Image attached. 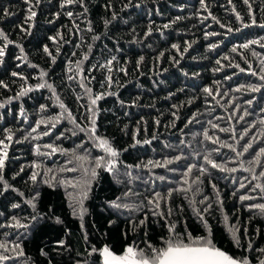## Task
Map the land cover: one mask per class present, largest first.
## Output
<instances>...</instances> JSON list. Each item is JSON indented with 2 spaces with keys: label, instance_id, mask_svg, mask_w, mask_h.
<instances>
[{
  "label": "trees",
  "instance_id": "obj_1",
  "mask_svg": "<svg viewBox=\"0 0 264 264\" xmlns=\"http://www.w3.org/2000/svg\"><path fill=\"white\" fill-rule=\"evenodd\" d=\"M83 3L86 12L79 3L61 7L62 0H39L38 4L36 0L31 4L0 0V30L12 41L0 62V81L7 85L0 86V104L4 105L0 107V140L8 145L2 176L11 186L4 191L0 183V244L9 248L0 252L13 257L3 264H102L99 255H88L93 246L108 245L116 254L133 241L141 248L144 241L160 247L169 233L166 221L154 212L167 213L169 207L172 215L167 220L175 223L177 232L198 237L208 236L210 229L217 247L258 264L264 258L256 251L264 248V214L250 206L264 203V193L253 191L257 183L264 185V176L259 175L264 171V156L259 165L249 161L264 148V124L260 123L264 120V81L259 79L264 75V28L260 27L264 0L248 4L204 0L203 5L201 0ZM30 6L36 16L27 20ZM68 12L73 15L69 17ZM253 17L256 24H252ZM4 43L0 39V45ZM45 46L51 56L43 51ZM41 71L46 73L42 78ZM38 84L52 85V89L37 88ZM253 87L259 91H252ZM24 88L33 90L18 97ZM100 94L103 98L94 106L93 117L90 100ZM61 103L65 108H60ZM93 118L96 135L108 139L120 153L112 172L96 169L95 178L82 170L60 172L62 167L77 166L67 164L70 156L59 151L36 155V145L48 153L46 144L67 150L83 144L79 153L88 156L84 167L93 168L95 158L106 155L89 139L87 129ZM41 119L49 123L33 132ZM45 131L50 134L44 135ZM205 131L219 143L205 139ZM10 133L11 141L7 139ZM247 143L253 147L237 156ZM177 156L181 157L178 161ZM205 157L237 171L212 168ZM241 161L253 167L258 179L240 168ZM34 163L40 167L34 169ZM191 164L196 167L189 177L190 191L174 192L160 209L148 203L157 192L166 196L170 189L188 187L182 180ZM201 167L206 169L203 174ZM34 170L41 173L36 183L29 179ZM53 175L58 180L89 182L82 222L69 206L68 193L78 189L43 183ZM197 177L201 182L192 184ZM37 192L33 209L28 201ZM244 195L255 199L241 201ZM113 201L129 207H113ZM209 204V210L202 213L205 227L193 208L203 210ZM33 215L44 218L33 221ZM56 217L62 223H56ZM17 221L28 227L10 226ZM230 228L238 229L244 248L235 247ZM60 240L65 247L58 246ZM249 242L253 245L250 252L246 251ZM15 244L24 255L12 250ZM41 249L47 256L41 255Z\"/></svg>",
  "mask_w": 264,
  "mask_h": 264
},
{
  "label": "snow or ice",
  "instance_id": "obj_2",
  "mask_svg": "<svg viewBox=\"0 0 264 264\" xmlns=\"http://www.w3.org/2000/svg\"><path fill=\"white\" fill-rule=\"evenodd\" d=\"M25 3L31 4V0H25ZM36 3H39V0H36ZM74 3H79L81 7H84L85 12L87 11V8L84 6L83 0H62L61 7H64L66 5H71ZM245 4L249 3V0H244ZM201 4H204V0H201ZM127 7V5L125 6ZM29 15L26 18L27 20H32L36 16V12L33 10V8L30 6L28 9ZM7 14V13H6ZM67 15L71 17L73 15L72 12H68ZM237 19H241L239 14H237ZM107 24L108 22L105 21ZM252 24H256V20L253 17L252 19ZM249 25H245V27H248ZM260 27L264 28V24H261ZM232 29H229L231 31ZM0 39L5 41L3 45H0V62H2V58L5 56V51L9 43H12V41L9 40L8 36L0 30ZM55 42L54 37H50ZM251 43H257V41H252ZM174 48L177 47V45H173ZM242 47L247 48L248 44L242 45ZM264 47V45H262ZM187 50V49H185ZM23 51V49H21ZM43 51L51 56V52L49 51V48L47 46L44 47ZM233 51H236L235 48H233ZM17 59H22V57H17ZM87 59V57H85ZM114 59V58H113ZM143 58L141 57V60ZM109 64L111 61L108 62ZM219 63V61H217ZM264 63V61H262ZM32 67H35V65H32ZM236 67H239V65H236ZM110 71V69H109ZM241 71H244V69H241ZM253 75H256V73H252ZM13 76H20L19 73L13 72ZM46 75L45 72L41 71L40 77H44ZM21 79H25L24 77L20 76ZM71 78V77H70ZM108 83L111 85V77L109 76L108 78ZM260 80L264 81V75H260L259 77ZM0 86L2 87H7V85H4L2 81H0ZM48 87L49 89H52V85H45V84H38L36 87L37 88H44ZM83 86V85H82ZM32 88H24L22 91L18 93V97H23L26 93L32 91ZM54 91V90H53ZM90 91V90H89ZM205 92L211 94V89H204ZM252 91H259V88L253 87ZM111 94V93H110ZM103 98V94L96 95L94 98L90 100V103L93 107L89 108V112L92 114L94 117L96 114V109L95 105L97 104V101ZM251 103V101H249ZM3 104H0V107H3ZM60 108H65V105L61 103ZM45 106L41 105L40 106V111H44ZM21 115H23V112H21ZM69 118L71 119V122L73 124H76V120L74 117H72L71 113H68ZM57 122H59V118H57ZM49 122H46L45 120L41 119L40 121L37 122L36 127L32 128V131L35 132L37 128L41 124H47ZM260 123L264 124V120H261ZM96 120L93 118L90 120V127L87 129L89 133V139L94 143V146L101 149L103 153H105V156H98L95 158V166L91 169L84 167V163L88 161V156L87 155H81L79 153V149L83 148L84 145L80 144L76 148H73L72 150H67L63 148H57L53 146L52 144H46L43 147L50 149V152L48 153H42L41 152V146L36 145L35 146V153L36 155H53L57 151H59L62 155L70 156L71 159L67 161V164L72 165L76 164L77 166L73 167H62L59 171L60 172H77L81 171L84 173L85 176H87L90 172L91 177L95 178L98 173L96 169H104L108 172H112L116 168V159L120 153L112 146L110 141L106 138H102L96 135ZM51 127L55 128L56 123H51ZM77 127H80L77 125ZM213 127H217V125H213ZM221 131H226L225 129H220ZM80 131H85L84 128H80ZM49 131H45L44 135H49ZM73 135H76V132L73 131ZM63 133H61V136ZM247 135V133H245ZM204 137L207 140L212 141V143H219L218 140H213L211 136L208 135V133L205 131L204 132ZM243 138V137H242ZM7 139L9 141L12 140V135L11 133L8 135ZM33 139H36V137H33ZM57 139H60V137H57ZM254 139V138H253ZM19 142V141H17ZM145 143H148V141H145ZM0 145H2V149H0V183H3L4 186V191L8 190L11 186L7 184L6 181L3 180L2 172L5 167V162L7 159V147L8 145L4 143V141L0 140ZM225 145H221V147H224ZM228 147L231 148L230 145ZM253 147L251 143H247L245 146H243V152H237V156H241L243 153L249 152V150ZM232 151H236L235 148H231ZM87 152L88 150L85 149ZM264 156V148H260L259 152L255 154L254 158L249 161L250 165H259L261 163L260 157ZM107 158V159H106ZM181 157L177 156L175 160H180ZM205 162L208 165H211L212 168L219 169L220 171H230V172H235L237 171L236 168L232 169H227L225 167H222L220 164L214 162L212 159L209 157H205ZM173 161L169 160L168 163H172ZM151 163V162H150ZM34 169L39 168L40 165L34 163L32 166ZM195 164H191L187 167L186 171L183 173L184 179L182 180L183 185H188V187H179L176 189H170L166 196H161L160 193H155L153 199L149 200V204L154 205L155 209H160L161 208V203L162 202H169L172 198V195L174 192L180 193L184 192L187 193L188 191L191 190V184H189V177L191 176L193 168H195ZM240 168L243 169L246 172L252 173V178L258 179L257 175L254 172L253 167H245L244 163L241 161L240 163ZM23 171V168L21 169ZM49 173L52 172V169L47 170ZM201 174L206 172V169L201 167L200 168ZM19 175V173H17ZM41 175L40 172L33 171L29 179L33 182L36 183L38 177ZM260 176H264V171L260 172ZM161 180L165 179L164 177H160ZM198 182H201L199 180V177L196 179L192 180V184H196ZM43 183L47 184L49 187L55 188L57 186L63 185L66 187H71L74 190H77L75 193L70 192L68 193L69 199L71 200L70 207L73 210V215H79V218L81 219V222L83 221V215L85 209L83 208V201L87 199L88 196V190H89V182L84 181L83 184L80 183L79 180L76 182L68 181V180H58L55 175L51 177L50 180H43ZM215 188V185H213ZM240 187H245L244 184H241ZM256 189H259L260 193H264V185L257 183L253 191ZM2 194V192H0ZM22 195V193H21ZM39 193H35L33 196V199L28 201L29 204L35 209L36 204L35 201L38 199ZM261 198H264L262 196ZM207 198H205L206 200ZM255 199L253 196H248L244 195L240 197L241 201L245 200H252ZM204 200H201L200 203H204ZM190 203H195L194 201ZM222 203V202H221ZM77 206H79V212H77ZM112 206L116 208L120 207H129L128 205H120L117 204L115 201L112 202ZM13 208H18V204H13ZM211 205H207L203 210L193 208V211L197 214V216L200 218L201 223L207 227V221L204 219L203 212H207ZM250 208H255L259 209L262 214H264V203H257L254 205H251ZM51 211V209H50ZM154 215L160 216L162 219L166 221V226L168 229L169 236L167 239L163 240V243L160 247L152 245L148 241H144L145 247L141 248L138 243L133 241V243L127 245L123 251L122 254H116L114 253L108 245H104L102 248H96L93 246L91 250L88 252L89 256H92L93 254L99 255L102 260V264H251V261L247 256H241L237 257L234 255H231L221 248L217 247L214 243L213 240L211 239V230L209 229V235L208 236H198V237H193L191 233H179L176 231V225L175 223H169L167 218L172 215V210L169 207L167 213L164 211H158L154 212ZM43 216H37L33 215L31 219L33 221H37L39 219H43ZM15 219V218H13ZM146 220V218H145ZM145 220L140 221V225L145 224ZM225 220H227V217H225ZM56 223H62V221L56 217L55 218ZM11 227H24L27 228L28 225L20 224L18 221L14 225H10ZM81 227L83 228V223H81ZM237 231L238 229H233L230 228L229 232L231 233V238L232 241L235 245L236 248L241 249L244 248V245L241 243L240 238L237 236ZM57 244L59 247H65V241L60 240L57 241ZM0 249H3L4 252H8L9 248L7 244H0ZM13 251L17 252L18 256L24 255L22 249L20 248L19 244H15L13 246ZM253 250V245L251 242L248 243L246 251H252ZM260 253L262 257H264V248H259L256 249ZM4 252H0V264H3L4 261L13 259V257L5 255ZM41 255L47 256V253L44 252L43 249H41ZM79 264V262H78ZM87 264V262H85ZM258 264H264V258H260L258 260Z\"/></svg>",
  "mask_w": 264,
  "mask_h": 264
}]
</instances>
